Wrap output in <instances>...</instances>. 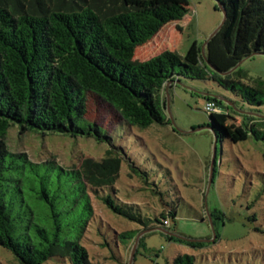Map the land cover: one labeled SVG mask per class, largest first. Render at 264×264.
I'll return each instance as SVG.
<instances>
[{
  "label": "trees",
  "instance_id": "obj_1",
  "mask_svg": "<svg viewBox=\"0 0 264 264\" xmlns=\"http://www.w3.org/2000/svg\"><path fill=\"white\" fill-rule=\"evenodd\" d=\"M217 1L226 9V20L205 55L194 46L189 58L166 49L139 60L135 52L140 45L164 25L186 17L187 0H0V245L19 264L51 259L91 264L83 244L95 216L91 194L114 213L151 226V217L128 210L135 204L118 203L111 194L117 191L124 154L100 126L85 119L88 93L111 104L124 126L142 130L171 123L163 91L181 76L212 80L250 105L264 103V81L248 85L239 67L223 75L207 62L229 71L255 52L264 54V0ZM207 99L222 104L214 95ZM221 113L210 116L218 140L230 135L215 118ZM242 114L244 129L264 142V121ZM15 126L21 133L95 137L110 146L101 159L87 157L79 167L66 168L53 158L34 161L9 147L7 136ZM137 167L131 162L133 172L138 173ZM161 202L154 220L166 226L164 220L175 218L176 211ZM141 231L120 236L132 240ZM168 239L192 247L207 244L174 235ZM193 261V255L183 254L174 264Z\"/></svg>",
  "mask_w": 264,
  "mask_h": 264
},
{
  "label": "rangeland",
  "instance_id": "obj_2",
  "mask_svg": "<svg viewBox=\"0 0 264 264\" xmlns=\"http://www.w3.org/2000/svg\"><path fill=\"white\" fill-rule=\"evenodd\" d=\"M187 3L190 10L186 17L164 25L140 45L136 59L146 60L166 49L189 58L194 46H203L221 24L224 12L217 0ZM239 68L247 74L241 78L244 83L264 81V54L245 59ZM179 79L169 91L171 123H155L143 130L124 126L111 104L87 94L85 119L100 126L124 154L112 196L118 203L135 204L129 207L131 212L153 219L149 228L143 227L114 213L91 194L95 216L83 237L91 264H174L175 257L183 254L193 255L194 264H264V142L248 134L242 124V113L264 121V103L242 102L209 79ZM213 95L222 101V113L215 118L230 135L218 140L211 175L216 136L205 104ZM220 97L236 101L239 115L231 113ZM7 143L34 161L53 158L66 168L79 167L87 157L101 159L110 146L84 135L21 133L16 126L10 128ZM131 162L138 166V173L133 172ZM161 198L176 211L166 226L154 220L162 210ZM153 226L170 230L174 236L208 241L204 247H192L168 239L169 234L159 229L151 230ZM138 229L142 230L138 233L142 243L139 245V239L131 261L136 239H123L120 233ZM0 264L19 262L0 245ZM45 264L61 263L51 259Z\"/></svg>",
  "mask_w": 264,
  "mask_h": 264
},
{
  "label": "water",
  "instance_id": "obj_3",
  "mask_svg": "<svg viewBox=\"0 0 264 264\" xmlns=\"http://www.w3.org/2000/svg\"><path fill=\"white\" fill-rule=\"evenodd\" d=\"M219 5H220V7H221V9L223 10V12H224V18H223V20H222V22H221V24L214 30V32H212V34L208 37V39L205 41V43L203 44V46L201 47V51H202V54L203 55H205V50H206V45L208 44V42H209V40L212 38V37H214L217 33H218V31L221 29V27L223 26V24L225 23V20H226V9L224 8V6L219 2ZM259 54H263V53H260V52H255V53H253V54H251L249 57H252V56H255V55H259ZM249 57H246V58H244V59H242L241 61H239L238 63H237V65L235 66V67H233L231 70H229V71H221V70H219L215 65H213L211 62H209V61H207L208 62V64H209V66L212 68V69H214L215 71H217V72H219V73H221V74H223V75H227V74H230V73H232L234 70H236L241 64H242V62L245 60V59H247V58H249ZM174 82L173 81H168L167 82V84H166V93H167V97H168V99H169V87L173 84ZM218 97V96H217ZM219 98V97H218ZM220 98H222V100H224L227 104H229L230 106H233L236 110H238L237 109V107L235 106V104H234V102H232V101H230V100H228L227 98H225V97H220ZM167 104H168V102H167ZM168 108H169V106H168ZM243 112H245V111H243ZM211 129H212V127H210ZM198 129V128H197ZM213 130V129H212ZM215 141H214V155H213V160H212V165H211V175H213V173H214V165H215V162H216V151H217V144H218V139H217V135H216V133H215ZM212 176L210 177V181H209V184H211V182H212ZM155 229H159V230H161V231H163V232H165V233H167V234H169V235H175L173 232H171L170 230H167V229H164L163 227H154V228H152L151 230H155ZM177 237H179V238H182V239H185V240H188V241H208V240H198V239H192V238H186V237H182V236H177ZM139 239H140V235H138L137 236V238H136V242H135V244H134V246H133V251H132V255H131V261H132V259H133V255H134V251H135V249L137 248V244H138V242H139ZM131 263V262H130Z\"/></svg>",
  "mask_w": 264,
  "mask_h": 264
},
{
  "label": "built area",
  "instance_id": "obj_4",
  "mask_svg": "<svg viewBox=\"0 0 264 264\" xmlns=\"http://www.w3.org/2000/svg\"><path fill=\"white\" fill-rule=\"evenodd\" d=\"M220 104L217 103V101L213 99H207L206 104H205V111L209 116H212L215 113H221V108ZM167 221L165 220V224Z\"/></svg>",
  "mask_w": 264,
  "mask_h": 264
},
{
  "label": "crops",
  "instance_id": "obj_5",
  "mask_svg": "<svg viewBox=\"0 0 264 264\" xmlns=\"http://www.w3.org/2000/svg\"><path fill=\"white\" fill-rule=\"evenodd\" d=\"M164 91L166 92V88L164 89ZM169 91H170V88H169Z\"/></svg>",
  "mask_w": 264,
  "mask_h": 264
}]
</instances>
